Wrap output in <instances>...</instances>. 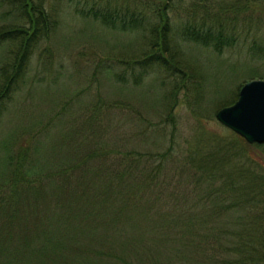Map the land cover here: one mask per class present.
Segmentation results:
<instances>
[{
	"label": "trees",
	"instance_id": "obj_1",
	"mask_svg": "<svg viewBox=\"0 0 264 264\" xmlns=\"http://www.w3.org/2000/svg\"><path fill=\"white\" fill-rule=\"evenodd\" d=\"M0 5L10 19L0 25V41L16 44L0 69L2 119L3 100L36 46L43 42L41 52L52 54L48 35L58 20L45 0H0ZM70 9L110 31H144L141 54L119 57L122 72H115L108 58H102L104 71L126 79L141 77L152 64L176 68L182 75L181 89L185 84L191 89L193 83L195 96L202 87L191 66L188 71L186 64L175 60L177 41L222 52L242 35L264 30L263 0H82ZM171 15L179 17L180 39L173 35ZM254 51L264 57L263 39L248 42L246 55L254 58ZM245 67L244 77L264 78L257 67L249 69L247 63ZM238 82L228 91L233 95L223 96L218 104L236 99L242 84ZM65 105L61 103L58 116ZM96 113L88 119L96 118ZM47 124L39 129L47 130ZM98 127L90 126L92 134L97 136ZM70 130L76 132L74 127ZM157 130L165 133L163 126ZM17 132L0 130V264H60L72 253V264H186L189 252L198 254L204 264H264V161L251 150L264 142L249 143L231 130L209 132L205 141L201 136L178 139L175 132L181 131L175 126L163 149L140 152L113 148L98 135L86 141L83 152L82 144L70 152L85 160L80 169L71 162L59 175L61 170L51 168L59 161L50 163L47 157L56 148L34 144L35 133L14 151L11 142ZM63 136L60 144L78 142L77 136ZM33 156L44 161L35 164ZM95 157L98 163L89 162ZM108 196L113 199L107 202L109 211L91 204L105 203ZM89 217L97 224H89ZM83 234L89 240L86 246L75 242Z\"/></svg>",
	"mask_w": 264,
	"mask_h": 264
},
{
	"label": "rangeland",
	"instance_id": "obj_2",
	"mask_svg": "<svg viewBox=\"0 0 264 264\" xmlns=\"http://www.w3.org/2000/svg\"><path fill=\"white\" fill-rule=\"evenodd\" d=\"M78 1L82 0H45L46 7L51 5L54 10L51 16L58 20L55 29L48 35L52 54L48 56L41 52V47L45 46L43 42L36 46L25 62L23 74L15 87L12 86L10 96L4 98L1 108L0 130L12 133L18 129L14 142H11L14 151L20 142L27 144L36 133L33 137L34 144H46L56 148L47 154L50 163L59 161L51 166L52 172L62 171L64 165L71 162L79 164V167L74 168L78 170L85 160L80 161V154L75 158L70 152L78 150L81 144L80 149L83 152L86 141H92L98 135L99 139L105 140L106 145L112 144L113 148L133 147L141 152L163 149L175 126L176 130L181 131L175 132L178 139L194 136L191 140H195L201 136L205 141L209 132L225 134L228 130L233 131L216 118V111L222 107L218 102L223 96L233 95V90L229 93L228 91L235 88L238 81L240 85L251 77H259H244L246 63L249 64V69L257 67L264 72L262 54L256 56L254 51V58H250L245 53L251 38L259 37L264 42L263 29L258 28L247 36L242 35L236 44L227 46L222 52H216L199 43L177 41L173 46L174 49L177 48L175 60L186 64L188 71L191 66L193 76L198 78L199 88L202 87L195 96L193 83L191 89L186 84L181 89L182 75L176 68L170 71L152 64L145 68L141 77L134 78L130 75L126 79L125 76L123 79L119 76L116 79L112 73L104 71L105 68L99 64L102 63V58H108L106 62L113 64L115 72H122L123 66L118 61L119 57L141 54L144 49V31H110L93 20L80 18L70 9L71 4ZM4 9L0 5V25L10 22V19L5 18ZM170 17L174 28L173 35L180 39L177 25L179 17ZM14 48L16 44L13 42L0 41V69L9 60ZM43 55L47 57L46 60ZM136 79L138 82L135 83ZM178 85L179 88H176ZM217 89L220 92L227 91L225 94H215ZM111 101L124 106H121L122 109L117 108ZM61 103L66 105L58 116ZM94 111L97 112L95 117L98 119H88L94 117ZM94 123L99 126L97 136L90 131V126ZM45 124L48 125L47 130L39 129ZM158 126H163L165 133L160 134ZM72 127L75 128V133L70 130ZM99 129H102L103 135ZM109 129L112 131L107 136ZM39 130L40 133L37 134ZM66 134L73 135L72 138L77 136L78 142L70 140L72 143L60 144ZM251 150L264 161V146L259 149L252 147ZM33 157L36 158L32 161L35 164L36 161H44L40 156ZM89 162L98 163V157ZM48 173L51 174V171L48 170ZM64 173L62 171L59 175ZM108 201L113 199L108 196L105 203L92 201L91 204L109 211L106 209ZM87 220L89 224H97L93 217ZM76 238L78 245H88L87 235L83 234L82 238L77 235ZM188 254L190 259L186 264H204L195 252ZM72 256L73 253L69 258L62 259L60 264H72ZM178 263L181 264L179 261L168 262Z\"/></svg>",
	"mask_w": 264,
	"mask_h": 264
},
{
	"label": "water",
	"instance_id": "obj_3",
	"mask_svg": "<svg viewBox=\"0 0 264 264\" xmlns=\"http://www.w3.org/2000/svg\"><path fill=\"white\" fill-rule=\"evenodd\" d=\"M215 115L248 142H264V78L246 80L234 102L220 107Z\"/></svg>",
	"mask_w": 264,
	"mask_h": 264
}]
</instances>
